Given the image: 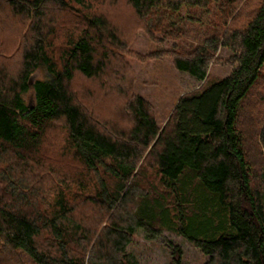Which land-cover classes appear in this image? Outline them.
Segmentation results:
<instances>
[{"label": "trees", "instance_id": "16d2710c", "mask_svg": "<svg viewBox=\"0 0 264 264\" xmlns=\"http://www.w3.org/2000/svg\"><path fill=\"white\" fill-rule=\"evenodd\" d=\"M126 2L155 42H173L155 58L205 83L163 127L132 90L102 120L72 88L78 75L104 88L117 72L123 27L108 11L0 0V30H18L0 44V264H139L138 230L182 236L205 264H264V0ZM220 62L234 70L208 83ZM59 124L70 164L42 157Z\"/></svg>", "mask_w": 264, "mask_h": 264}, {"label": "rangeland", "instance_id": "374dc122", "mask_svg": "<svg viewBox=\"0 0 264 264\" xmlns=\"http://www.w3.org/2000/svg\"><path fill=\"white\" fill-rule=\"evenodd\" d=\"M91 1L95 9L108 11L116 24L117 21L122 24L123 35H121L123 36L125 53L124 57L119 60L117 70H114L117 72L108 78L104 88L99 85L100 82L85 79L80 75L76 77L72 88L78 91L94 117L102 120H107L111 116L118 117L116 107H119L124 100V95L120 91L132 90L151 104L158 125L165 126L179 99L185 94L200 90L205 83L198 81L189 74L178 71L171 57L163 55L160 58H155L154 55L170 49L173 42L168 39L162 45L155 42L146 28L143 25H138V21L126 0ZM199 27L201 30L208 29L206 24ZM17 35L16 27L3 28L0 30V44L2 41H6L8 45V40L10 42V39H14ZM157 36L160 37L159 34ZM124 46L121 49L122 54ZM6 49L8 54L15 51L14 47ZM226 57L227 54L219 50L215 59H221L225 62ZM233 70L231 66L221 62L212 64L209 69L210 81L208 83L228 76ZM45 76L44 71H38L34 75L35 79H43ZM25 101L27 103L33 102L32 92L25 97ZM248 120L250 121V118ZM55 127L49 131L42 148V157L49 163L57 162L62 157L64 159L62 162L70 164V158L64 157L66 156L64 152L66 131L61 124ZM251 157H255L254 154ZM177 249L182 253L183 264H205L208 260V256L185 238L167 231L158 238L149 239L143 230H138L133 237V242L128 247V253L132 254L139 264H173ZM20 260L22 264H35L24 255Z\"/></svg>", "mask_w": 264, "mask_h": 264}]
</instances>
